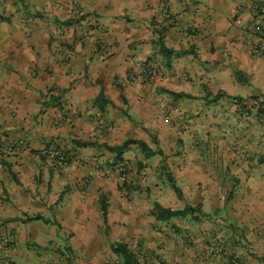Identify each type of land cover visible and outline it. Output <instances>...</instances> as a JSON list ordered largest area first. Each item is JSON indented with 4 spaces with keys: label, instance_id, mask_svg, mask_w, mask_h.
<instances>
[{
    "label": "crops",
    "instance_id": "obj_1",
    "mask_svg": "<svg viewBox=\"0 0 264 264\" xmlns=\"http://www.w3.org/2000/svg\"><path fill=\"white\" fill-rule=\"evenodd\" d=\"M256 23L264 0H0V264H125L116 243L135 264H264V227L222 222L264 212V112L238 109L264 98ZM128 139L163 154L131 144L123 178L107 145ZM226 235L240 261L200 259Z\"/></svg>",
    "mask_w": 264,
    "mask_h": 264
},
{
    "label": "built area",
    "instance_id": "obj_2",
    "mask_svg": "<svg viewBox=\"0 0 264 264\" xmlns=\"http://www.w3.org/2000/svg\"><path fill=\"white\" fill-rule=\"evenodd\" d=\"M165 18L172 20V17L169 13L165 15ZM253 32L259 38L257 41H247V44L251 48L254 55L264 56V24L263 23H256L253 26ZM139 74L143 78H155L159 75V67L148 61H141L138 68ZM261 99L259 98H252L246 101H242L238 103V109L244 115H250L255 111L258 112L262 106ZM66 113V109L61 110V117H64ZM1 144V139H0ZM25 144L23 139H16L13 142H10L11 145H15L16 147H21ZM44 152L47 155H51L60 163H67L68 156L65 151L55 143L48 144ZM118 170L123 178L128 177V166L126 162L121 161L118 163ZM211 258H221V259H229L234 263L237 262V256H235L229 247L221 240H216L210 247L202 251L200 254V259L206 260Z\"/></svg>",
    "mask_w": 264,
    "mask_h": 264
},
{
    "label": "trees",
    "instance_id": "obj_3",
    "mask_svg": "<svg viewBox=\"0 0 264 264\" xmlns=\"http://www.w3.org/2000/svg\"><path fill=\"white\" fill-rule=\"evenodd\" d=\"M166 50H169V49H166ZM237 74H239V77H240V73H237ZM181 95L182 94H178V96H181ZM261 101H262L261 102L262 106L259 109V112H264V98H262ZM77 143L80 146H87V145L93 144V143L87 142V141H77ZM131 144H138L145 151L146 157H150V156L155 155V154H160V155L163 154L162 150L153 151L144 140H137V139H128L120 145H114V146L107 145V147L111 151L116 153L117 159H120L122 161L123 160L122 159L123 152ZM165 166H166V164L164 162L163 163V169H166ZM166 172H167V169H166ZM166 174H167L168 181H169L171 187L173 188V190L175 191V193L178 195L179 198L183 199L184 195H183L182 188L177 183L175 177L172 175L171 172H167ZM103 211H104V214L106 215L107 210H106L105 206H103ZM195 211H198L201 213L200 206H193L192 204H189V203H186L184 208H181V209L166 208L159 203H155L154 209H153V213L158 220H169L173 217H179V216H185L187 214H193ZM201 215L204 216L202 213H201ZM32 218L38 219V218H41V215H37L36 217H32ZM196 218H199V217L197 216ZM112 249L116 254L120 255L123 258V261H125V264H135L136 263L137 259L134 255V253L132 251H130L129 248L125 244L116 243L113 245Z\"/></svg>",
    "mask_w": 264,
    "mask_h": 264
},
{
    "label": "rangeland",
    "instance_id": "obj_4",
    "mask_svg": "<svg viewBox=\"0 0 264 264\" xmlns=\"http://www.w3.org/2000/svg\"><path fill=\"white\" fill-rule=\"evenodd\" d=\"M145 79H148V78H145ZM149 79H151V78H149ZM130 172H131V169H130V167H128V175L130 174ZM225 194H226V197H228V199H229L230 198V195H229L230 194V187H227L225 189ZM240 220H237L236 218H232L231 216H228L225 213V218L222 220V222H223V225L225 226V228L229 231L230 235H238L240 237L241 236L245 237L248 232L255 231L256 229L261 228V226L264 227V212L260 213L259 215H256L254 218L244 217L242 222ZM250 221H252V225L249 224ZM259 223H261V224L259 225ZM222 240L225 241V244L229 247V249L233 253V250L228 243L231 240V238L228 235H226L225 237H223ZM233 254L235 256H237V261H240L239 255H237L235 253H233ZM262 258L264 259V255L262 256Z\"/></svg>",
    "mask_w": 264,
    "mask_h": 264
}]
</instances>
